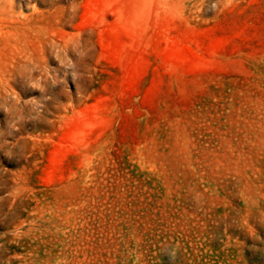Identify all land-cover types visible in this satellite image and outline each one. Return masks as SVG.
I'll list each match as a JSON object with an SVG mask.
<instances>
[{
    "label": "rangeland",
    "instance_id": "374dc122",
    "mask_svg": "<svg viewBox=\"0 0 264 264\" xmlns=\"http://www.w3.org/2000/svg\"><path fill=\"white\" fill-rule=\"evenodd\" d=\"M0 264H264V0H0Z\"/></svg>",
    "mask_w": 264,
    "mask_h": 264
}]
</instances>
